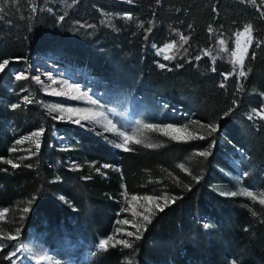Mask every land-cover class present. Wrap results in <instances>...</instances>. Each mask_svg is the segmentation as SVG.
<instances>
[{
  "label": "trees",
  "instance_id": "1",
  "mask_svg": "<svg viewBox=\"0 0 264 264\" xmlns=\"http://www.w3.org/2000/svg\"><path fill=\"white\" fill-rule=\"evenodd\" d=\"M0 8V61H11L0 72V207L8 218L0 221V264H12L6 257L31 234L54 249L64 243L78 254L95 249L78 264H233L230 257L239 264H264V204L256 196L219 189L233 187L219 169L229 167L225 154L236 147L264 182V118L248 119L264 102V44L255 47L264 41L261 0H7ZM247 24L254 40L244 61L247 76L225 81L221 74L234 67V34ZM170 41L178 45L175 59L164 60L155 50ZM33 53L85 66L108 88L160 99L168 105V121L196 133L207 136L196 121L218 124V131L204 140L177 142L151 130L150 143L132 140L125 151L100 133L51 118L32 77L15 79ZM13 103L20 106L12 109ZM41 128L38 152L28 141L10 150L17 138ZM55 128L66 134L63 145ZM204 150L211 154L197 155ZM122 190L174 202L163 211L151 209V222L136 233L140 239L128 236L131 248L110 243L106 251L97 250L98 237L113 227ZM9 234L17 239H7Z\"/></svg>",
  "mask_w": 264,
  "mask_h": 264
},
{
  "label": "rangeland",
  "instance_id": "2",
  "mask_svg": "<svg viewBox=\"0 0 264 264\" xmlns=\"http://www.w3.org/2000/svg\"><path fill=\"white\" fill-rule=\"evenodd\" d=\"M243 28L237 30L235 33L242 32ZM244 39L245 37H240L241 43H243ZM235 40L236 36L234 34L232 42L233 47L230 53L232 59V52L235 50L236 47ZM172 43H176V41L166 42L156 48L155 51L161 54L162 56H171L173 52L172 50L175 49V47L178 45L175 44L174 48L165 49L163 52H161L160 50L164 49V46L166 44ZM221 47H223V45H221ZM26 59H28L26 65L21 69L16 70V72H14V75L20 72H26V75L28 74L31 77L40 76V79L41 81H43V84L37 83L35 80L34 82L38 84L40 92L44 94V97L40 102L50 113L52 119L54 116L60 115L59 112L51 111L53 107L63 109H92L93 112H101L104 116L107 117V120H101L100 123L93 122L90 126L88 124H85L84 127H78L83 128L86 131L100 133L104 135V137L111 140V142L115 145L121 143L123 140V137L119 135V133L121 132L127 133L130 137H132V140L134 141L140 140L143 142L150 143L152 140L150 138L151 129L144 127L147 124L163 125L171 123L178 127L184 126V124L181 123L168 121L169 117L171 116L165 115L163 112L164 105L166 102L162 103L163 101L160 99H155L152 102L143 98L142 96L134 95L130 92H125L114 87L108 88L104 85L103 80L97 74H94L93 72L89 71L85 66H77L66 60L56 59L50 56L49 54L42 53H33L30 58ZM49 74L51 75L52 79H55L57 81L68 80L70 84H79L80 92L72 91L68 89L66 85H61L59 83L52 84V80L48 79ZM45 85H48L50 87L45 88ZM53 88H55L57 91L68 92L69 96L79 98L69 99L68 96L53 95ZM81 92H88V95L82 96ZM91 100H97L99 104L92 105L90 102ZM262 106H264V102ZM170 109L173 108L170 107ZM68 115L69 114L65 112V118L63 121L60 122L71 123L67 119ZM73 118H76L75 114H73ZM97 119H100V117H97ZM107 121H111L112 124L116 125V129L114 131H105L106 127H111V125H109ZM188 128L189 131H192L194 134H196V132L192 128ZM36 130L39 129H35L34 131ZM53 131L56 137L62 139L61 144L63 145L66 141V134L58 133L57 131L60 130L56 128ZM31 133L27 134L26 136H21L17 138L15 140V143L10 146V150L12 151L13 148H19L18 146L20 144H16L17 140H23L26 143V141L28 140H24V138L30 136ZM26 147H28V145ZM240 151L241 149L239 147H236L233 151L225 154V160L228 163L229 167L220 168L219 170L222 171V173L228 177L233 187L232 189H225L219 187V189L221 190V192L234 191L243 194L245 192L251 191L253 193V196L258 197L259 199H264V182L261 181L259 176L254 171L251 170L252 168L249 162H247L246 157ZM244 172L249 173V175L245 179L243 178ZM214 186L218 188L217 185ZM132 196H137L141 199L137 201H132ZM145 196L160 197L161 199L157 202L163 204V196H158L155 194L128 193L122 190L120 208L117 212L113 227L107 235H100L98 237V242L96 243V245L101 239H105L109 235H112L115 241L120 239L127 240L128 236L126 235V233L129 231L137 233L136 228L133 227V225H137L141 229L143 227L144 221L142 215H137L133 217L132 212L136 211L137 213L147 215L149 214V211H146V209L151 210L154 207V204H150L149 202L144 201L142 199ZM124 208H128L129 210L122 211V209ZM7 219L8 218L6 216L5 208L0 207V221H5ZM124 219H128L130 223L127 225L117 223L118 221ZM1 225L3 224L1 223ZM1 235H4V233L0 234V244L2 241L1 239L3 237ZM20 246H27L32 251L30 253L24 251L18 252L16 256V264H20L21 261L35 262L36 264H78L81 259H88L89 253H93L95 250L94 248H85L83 252L79 254L73 253L71 249L72 245L69 243H64L59 248L54 249L42 244L35 237L34 234H31L27 240L16 243L15 251ZM76 255L78 256L75 257ZM39 256H44L45 259L38 262ZM230 260L233 264H239L232 257H230Z\"/></svg>",
  "mask_w": 264,
  "mask_h": 264
},
{
  "label": "snow or ice",
  "instance_id": "3",
  "mask_svg": "<svg viewBox=\"0 0 264 264\" xmlns=\"http://www.w3.org/2000/svg\"><path fill=\"white\" fill-rule=\"evenodd\" d=\"M0 2H7V0H0ZM127 2L128 3H132L133 0H127ZM157 2H159V0H157ZM251 2L253 4H255L256 0H251ZM261 4H264V0H261ZM31 11L34 14L36 12V8L35 7L31 8ZM49 11H50V9H49ZM212 12L213 13L217 12V8L215 6H213V8H212ZM2 14H3V9L0 8V15H2ZM261 16L264 17V13H261ZM125 18H129L130 19L131 17L128 16V17H125ZM59 19L63 20L64 17L61 16ZM89 27H91V25H89ZM189 27H191V26H189ZM148 31H151V29H149ZM211 31H212V29H211V27H209V32H211ZM235 36H236V40H235V46L236 47H235V50L232 52V56H233L232 63L234 65L233 72L227 73V74H221L225 81L231 75H236L238 79L239 78H246V76H247V73L244 71V61H245V58L247 57L249 48L254 43L252 25L251 24L245 25L244 28H243V31L235 33ZM242 36L245 37L243 43H241V40H240V37H242ZM188 39H189V37L184 36L183 34L180 35V40L182 42H187ZM220 44L223 45L224 41L221 40ZM262 44H264V41H255V47L256 48H260L262 46ZM182 46H183V44H181V47ZM174 47H175V43L166 44L164 46V49H161L160 51L163 52L165 49H172ZM222 50H224V49H222ZM255 57H256V53H255V51H253L252 52V58L255 59ZM163 58H164V60H171V59H175V56L174 55L173 56L164 55ZM21 59L22 58H20V57L15 58V60L17 62H19ZM196 59L199 60V59H201V57L197 56ZM10 63H11V61L8 60V59H5L2 62H0V72L5 71L6 66H8ZM237 65L239 66V71L238 72L236 71V66ZM177 66L179 67L181 65H177ZM159 67L165 68L166 65L165 64H160ZM212 71L213 72L215 71L214 67H213ZM15 79L17 81L22 80V79H27L26 72H20V73L15 74ZM32 79L35 80L37 83L43 84V81H41L40 76H33ZM48 79L52 80V84L59 83L61 85H66L68 87V89H70L72 91L80 92V85L79 84H75V83L70 84L68 80L57 81L55 79H52L50 74L48 75ZM47 87H50V86L45 85V88H47ZM220 87H224V84L222 83L220 85ZM240 87H242V86H238V90H240ZM52 94L56 95V96H68L69 99H78L79 98V97L69 96L68 92L57 91L55 88L52 89ZM81 95L82 96H87L88 92H81ZM261 96H264V93H261ZM23 100L26 103H31V101L29 100L28 96H24ZM90 102H91L92 105H98L99 104V102L97 100H91ZM233 105L234 106L236 105V101L235 100L233 101ZM19 106H20L19 104L13 103L11 105V108L12 109H16ZM164 107H168V105L165 104ZM232 110H233L232 108H229L228 111H226L224 113V117H227ZM51 111L60 113V115L53 117L54 120H58V121H63L64 118H65L64 117V113L67 112L69 114L68 117H67L68 121H70L71 123H73V124H75L77 126H80V127H84L85 124H88L90 126L93 122L100 123L101 120H107V117L104 116L103 113H101V112H93L92 109H80V108L63 109V108L53 107L51 109ZM172 111H175V109L173 108ZM73 114H75L76 118H73ZM253 116L264 118V106L261 107L260 111H257L255 109H253V115H250L248 117V119L252 120ZM97 117H100V119H97ZM107 123L109 125H111V127L110 128L106 127L105 131H114L116 129V125L112 124L111 121H107ZM195 123L200 124V129H202V130L206 129L207 130V136L201 135V134H199V132L194 134L192 131H189V128H188L187 125L178 127L176 125L168 123V124H163V125L147 124L144 127L148 128V129H151V130H154V131L155 130H159V131L163 132L165 136H170V138L173 141H177V142H190L192 140H197V139L204 140V139H207L208 137H211L214 133H216L218 131V127H219L218 124H213V123L202 124L199 121H196ZM44 131L45 130L43 128H41V129L36 130L33 133H31L30 136L24 138V140H28V141L32 142L35 145L36 152H38L40 150V147H41L40 137H42V135L44 134ZM119 135L123 137V140H122L121 143L117 144L116 146L119 147V148L124 149L125 151H130L131 149L128 147V144H129L130 141H132V137H130L127 133H123V132L119 133ZM134 142L137 143V144L141 143L140 140H135ZM21 143H23V140H17L16 141V144H21ZM214 145H215V141H213L212 144L209 145V148L211 149L212 147H214ZM146 146L150 147V148L159 147V145H156V144H147ZM12 151H16V149L13 148ZM31 154L34 155L35 153H31ZM210 154H211V152L209 150H204V151H200V152L197 153L198 156L204 157V158L208 157ZM6 163L10 164L12 166V168L19 167V165L16 164V163H13L12 160H7ZM28 166L30 167L31 165H28ZM102 167L107 169V168L110 167V165L104 164V165H102ZM180 167L183 168V165H180ZM96 171L100 172L101 169L97 168ZM248 175H249V173H247V172L243 173L244 177H247ZM228 195L235 196L236 193L232 192V193H229ZM244 195H247L249 197H253L255 199V197L253 196V193L251 191L245 192ZM125 198H127V197H125ZM61 199H63V197H61ZM139 199H141V198H139L137 196H132L131 197L132 201H137ZM142 199L144 201L149 202L150 204H154L155 209H158L159 211H163L164 207H166L169 203L174 202V201H169L167 199V197L163 198L164 199V203L163 204L157 202L158 200L161 199L160 197L145 196ZM260 203L264 204V199H261ZM128 210H129L128 208L122 209V211H128ZM5 211H7V210H5ZM24 211L27 212V211H29V209L25 208ZM146 211H149L150 214L145 215V214L137 213L136 211H133L132 215H133V217H135L137 215H142L143 221L147 222V223H150L151 222V214L152 213H151L150 209H146ZM117 223L127 225V224L130 223V221L128 219H124V220L118 221ZM203 226L205 228H208L207 224H204ZM133 227L136 228V232L137 233L140 231L139 226L133 225ZM126 235L129 236V237L135 236V239H140L139 235H137L136 233L131 232V231L127 232ZM7 239L16 240L17 236L9 235L7 237ZM113 241H114V237L112 235H109L107 238L101 239L99 241V243L96 245V248H97V250L106 251L108 249L110 243H111L112 247H115L116 245H123L126 248H131L132 247V243L130 241H128V240H125V239L115 240L114 242ZM0 248H2V245H0ZM20 251H24V252H29L30 253L32 250L30 248H28L27 246H20V247H18L16 249L15 252L9 253V255H8V257H6V259L11 260L12 264H16V260H14L13 257H16L17 253L20 252ZM44 259H45L44 256H39L38 257V262L42 261Z\"/></svg>",
  "mask_w": 264,
  "mask_h": 264
}]
</instances>
